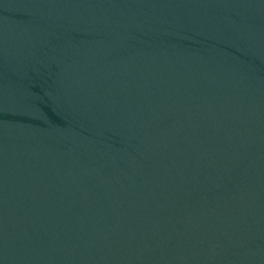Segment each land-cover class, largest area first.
<instances>
[{
  "label": "water",
  "instance_id": "obj_1",
  "mask_svg": "<svg viewBox=\"0 0 264 264\" xmlns=\"http://www.w3.org/2000/svg\"><path fill=\"white\" fill-rule=\"evenodd\" d=\"M0 264H264V0H0Z\"/></svg>",
  "mask_w": 264,
  "mask_h": 264
}]
</instances>
